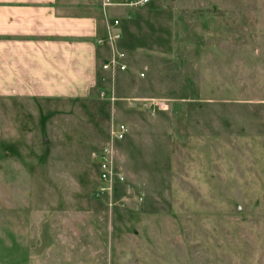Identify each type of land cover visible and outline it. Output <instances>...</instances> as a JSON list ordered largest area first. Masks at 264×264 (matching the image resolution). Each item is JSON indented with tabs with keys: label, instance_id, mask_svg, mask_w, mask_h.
<instances>
[{
	"label": "rangeland",
	"instance_id": "1",
	"mask_svg": "<svg viewBox=\"0 0 264 264\" xmlns=\"http://www.w3.org/2000/svg\"><path fill=\"white\" fill-rule=\"evenodd\" d=\"M110 16L128 67L107 50L89 98H0V264H264V0ZM121 123L103 193L92 154Z\"/></svg>",
	"mask_w": 264,
	"mask_h": 264
},
{
	"label": "crops",
	"instance_id": "2",
	"mask_svg": "<svg viewBox=\"0 0 264 264\" xmlns=\"http://www.w3.org/2000/svg\"><path fill=\"white\" fill-rule=\"evenodd\" d=\"M110 13L101 0H0V98H89Z\"/></svg>",
	"mask_w": 264,
	"mask_h": 264
},
{
	"label": "built area",
	"instance_id": "3",
	"mask_svg": "<svg viewBox=\"0 0 264 264\" xmlns=\"http://www.w3.org/2000/svg\"><path fill=\"white\" fill-rule=\"evenodd\" d=\"M154 0H127L123 3H114L111 0H101L103 7H111L117 4H123L125 6L137 7L147 5ZM107 35L105 38L100 39V44H105L109 50L108 59L102 64V69L106 72L109 71L113 77L117 71H123L127 69L126 53L119 47V40L122 38L121 31L119 29V19H113L107 23ZM104 82H107L103 78ZM111 83V82H110ZM102 98L106 97V93H101ZM112 100H115L113 97ZM145 102V106H151L153 111H166L169 110V103L166 99L162 98H145L142 99ZM129 132L128 126L124 123L113 125L111 127L109 144L102 146L98 151L93 152V158L98 162L100 168V178L103 181L101 191L104 193H113L115 184L122 183L125 180V174L123 171L118 170L116 166V152L117 143L125 139L126 134ZM118 186V185H116Z\"/></svg>",
	"mask_w": 264,
	"mask_h": 264
},
{
	"label": "trees",
	"instance_id": "4",
	"mask_svg": "<svg viewBox=\"0 0 264 264\" xmlns=\"http://www.w3.org/2000/svg\"><path fill=\"white\" fill-rule=\"evenodd\" d=\"M154 1H152L151 3L147 4V5H151Z\"/></svg>",
	"mask_w": 264,
	"mask_h": 264
}]
</instances>
